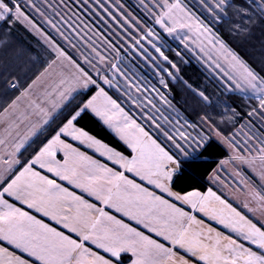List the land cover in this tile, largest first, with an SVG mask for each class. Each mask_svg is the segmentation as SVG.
I'll list each match as a JSON object with an SVG mask.
<instances>
[{"label": "snow or ice", "instance_id": "1", "mask_svg": "<svg viewBox=\"0 0 264 264\" xmlns=\"http://www.w3.org/2000/svg\"><path fill=\"white\" fill-rule=\"evenodd\" d=\"M197 2L210 20L195 15L183 0H138L158 31L133 14L123 0H0V29L27 22L44 37L52 54L44 71L0 110V123L8 136L21 125L27 127L24 136L11 143V151L0 155V264H264V223L242 214L211 190L173 192L184 175L181 162L158 138L164 137L194 167L198 156L184 145L206 147L210 137L197 138L185 129L201 124L211 128L214 122L206 111L196 112L199 123L191 122L187 97L190 94L201 109L224 103L214 102L207 88L194 87L183 77V53L177 49L170 55L172 50H165V34L185 50L190 49L188 41L198 42L201 51L207 48L209 59L213 52L223 55L235 72L224 73L234 85L228 90L250 92L258 103L244 115L253 126V117L264 122V68L257 70L224 38V33L250 36L258 24L264 25V0ZM26 9L35 12L78 58ZM141 66L152 72L160 87L142 79ZM215 66L220 68L219 63ZM173 84L181 85L184 94L176 92ZM10 87L19 85L13 82ZM109 89L134 106L145 123L138 122ZM77 96L86 98L74 103ZM225 107L229 106L225 103ZM229 110L240 116L234 100ZM180 112L185 113L183 118ZM88 115L115 133L130 151H118L78 127ZM249 140L259 145L250 147L249 153L259 155L237 158L264 166V139ZM71 141L86 144L106 161L94 159ZM34 144L29 158L21 161L19 157ZM0 146L9 147L7 138L0 139ZM147 185L190 208L178 207ZM253 199L264 203L259 192L253 193ZM193 212L223 225L255 249Z\"/></svg>", "mask_w": 264, "mask_h": 264}, {"label": "trees", "instance_id": "2", "mask_svg": "<svg viewBox=\"0 0 264 264\" xmlns=\"http://www.w3.org/2000/svg\"><path fill=\"white\" fill-rule=\"evenodd\" d=\"M183 3L197 16H200L201 19L210 20L211 18L208 14H204V11L201 10L198 2L195 0H183ZM223 32V30H221ZM224 38L228 41L231 47L237 51L245 60L249 62L257 70L264 68V25L258 24L252 30L250 36H230L227 33H224ZM168 43V40L166 38ZM7 43L4 46L3 44ZM169 44V43H168ZM13 48V49H12ZM171 49L170 55L174 54L175 50L170 47L165 48L167 51ZM16 52L25 54V56H31V61L29 62L30 68L28 69L25 65V62L21 59L14 57ZM184 56L185 63L181 65L182 75L185 79L189 80L194 87L201 89L207 88L208 93L211 95L214 102L223 101L224 103H219V106L215 109L206 108L201 109V107L196 103L195 99L188 95L190 101V106L187 107V118L191 122L198 123V118L196 112H207L211 117L213 123V128L218 131H221L225 134L227 131L236 127L239 123H242L243 120L247 118L245 113L250 111V109L256 105L254 100L246 99L235 93H227L223 89H220L219 83L211 79L209 75L205 73L194 61H192L187 56ZM36 56L28 48L25 42L22 39L14 34L7 31V29H0V110H2L10 102V100L15 96L13 90L5 87V83L10 81L12 78L20 85V88L24 87L28 82H30L39 71L46 65V63H41V66H35ZM12 60L14 62H12ZM48 61V60H47ZM13 80V81H14ZM173 89L176 92H180L181 95L184 93L181 91V85L173 84ZM109 94L113 98L120 100L122 105L126 110L130 111L131 114L136 115L138 122L145 123L137 115V110L134 108L128 107L121 98L113 92L111 89L108 90ZM94 93L88 92L87 95L90 96ZM232 97V99H229ZM85 96H77L74 103H80L81 100L85 99ZM233 100L235 101L236 111L240 113L239 117L232 115V112L229 110L233 106ZM225 103L229 106L225 107ZM195 110V111H194ZM180 115L185 116L184 112H180ZM218 121L223 122L225 125H218ZM234 122L233 124L227 125V123ZM78 127L83 128L90 135L95 136L97 139H100L102 142L108 144L110 147L115 148L118 151L127 153L125 147H123L101 124L93 118L91 115L85 116L80 120ZM229 128V129H228ZM149 131L153 133L154 136H158V133L155 132L153 128H148ZM162 145L169 150L175 157L180 161V167L184 173L182 179L177 182L172 190L184 194L190 191H206L210 186L207 182L209 174L214 170L217 165V162L222 159L227 158L226 150L213 139L208 141L206 147H200L195 149V155L198 156V159L195 160V166L189 167L190 160L182 158L181 155L172 150L169 143H167L160 136L158 137ZM36 145H32V148L28 149L27 152H24L23 156L19 157L21 161L29 158L33 149Z\"/></svg>", "mask_w": 264, "mask_h": 264}, {"label": "rangeland", "instance_id": "3", "mask_svg": "<svg viewBox=\"0 0 264 264\" xmlns=\"http://www.w3.org/2000/svg\"><path fill=\"white\" fill-rule=\"evenodd\" d=\"M123 2L125 3L126 7L133 12V14H135L138 18L144 21L148 26L160 31L159 26L155 25L153 18L144 10L143 7L139 6L138 0H123ZM195 2H197V0H195ZM200 9L204 11V14H208L203 8ZM26 11L30 13L31 16L38 23L41 24L45 31L51 33V35L56 38L58 42L62 46H64L71 55L78 58V53L72 48H70L63 40H61L56 35V33L49 28L47 24H44L42 19L35 12H33L31 9H26ZM24 26L29 28L33 36H36L38 39H33L34 37L32 38V36L25 32ZM7 31L18 35L22 39V41L25 42L28 48L36 56L35 66L39 67L41 66V63H46L47 65V63L50 61L49 53L51 52L47 47L44 37H41L38 32L34 31L31 26L27 24V22L14 24L10 27V30L7 29ZM189 35L191 36V34ZM165 36L169 43L168 44L166 41L165 48L170 47L173 50L179 49L185 56L190 58L202 70H204L205 73L209 75L211 79L219 83L220 89H223L227 93H235L246 99H251L250 92L242 94L239 91L228 90L234 88V85L230 81H228L227 76H225L224 73L227 72L231 75H235V72L230 67L228 61L224 58L223 55L213 52L211 54L212 58L209 59L208 55H206L208 51L207 48L204 51H201L200 48L197 46L198 42L191 43V41H188L190 43V49L185 50L177 40H174L172 37L167 36L166 34ZM6 44L7 43H4L3 45L7 46ZM16 53L17 54L14 57L17 58V61H19L18 59H21V61L23 60L25 62L24 67L26 66L29 69L31 65V63L29 65V62L31 61V56H25V54L22 55V53L20 52ZM12 62L14 61L12 60ZM217 63L220 64V68H217L215 66ZM134 71H136V69H134ZM141 71L143 73L142 79H146V81L150 85H156L157 87H160L157 82V78L152 74L149 69L141 66ZM139 74H141V72H138V75ZM13 80L14 78H12L10 81H7L5 83V87L9 89V85L13 82H16L15 80ZM19 89L20 85L18 89H14V92H17ZM112 91L115 92L114 90ZM115 93L120 97L117 92ZM121 100L126 103L125 100ZM254 102L256 104L258 103V101L256 100H254ZM126 104L128 105V107L137 110L134 106L130 105L129 103ZM158 106L162 108L164 107L162 102H159ZM179 116L183 118L182 115L179 114ZM252 119L254 121L255 126L250 124L248 118H246L245 120H243L242 123H239L238 125H236V127L227 131L225 134L219 131L220 135H216V131L218 130L213 131V127L210 128L208 125L204 124H201L197 128H186L185 131L197 138L202 135H207L210 137V139H213L215 142L220 144L227 152V158L219 160L214 170L209 174L207 182L209 183L210 187L208 188V190L215 192L222 199H225L227 202L231 203L234 207L241 211L242 214L247 215L254 221L259 220L261 223H264V203L260 202L258 199H253L254 192H259L261 195H264V176L261 175V171L264 170V166H262L259 161H257L256 165L254 166L251 163H247L244 160L237 158L239 156L250 158L251 155H259L255 151L249 153L248 149L250 147H253V145H255L256 147L259 146L258 144H256V141L249 140V137L254 136L257 139H264V135H262V132H264V122L255 117H253ZM233 123L234 122L229 121L227 125ZM218 125L225 124L223 122L219 123L218 121ZM160 137L164 139V137ZM166 142L169 143L168 141ZM181 143L184 142L181 141ZM169 145L173 151L181 155L182 158H185V156L181 152H178L177 149L173 147L171 143H169ZM184 147L187 148L189 153L195 155V152L193 153V148H195V145H192L190 147L188 144H185ZM245 205L247 207H245ZM214 222L217 226H215L217 230L223 233H230V231L228 229H225L223 225L218 224L216 221ZM235 236L239 237L237 234ZM238 240L245 243L246 246H251L253 249H255V245H249V242L243 241L242 237H239Z\"/></svg>", "mask_w": 264, "mask_h": 264}, {"label": "crops", "instance_id": "4", "mask_svg": "<svg viewBox=\"0 0 264 264\" xmlns=\"http://www.w3.org/2000/svg\"><path fill=\"white\" fill-rule=\"evenodd\" d=\"M25 27V32H27L30 36H32V38L33 39H38L36 36H33V34L31 33V31L29 30V28H27L26 26H24ZM41 37H43V36H41ZM47 47H48V45H47ZM50 54V61L48 62V63H50L51 62V59H52V54L51 53H49ZM47 63V64H48ZM47 65H45V67H46ZM44 67V68H45ZM44 68H42L40 71H39V73L40 72H42V71H44ZM38 73V74H39ZM37 74V75H38ZM36 75V76H37ZM35 76V77H36ZM35 77L33 78V79H35ZM32 79V80H33ZM31 80V81H32ZM31 81L30 82H28L24 87H22V88H20L17 92H15L16 94H15V96H14V98L17 96V95H19V93H20V91H23V89L25 88V87H27V85L28 84H30L31 83ZM11 92H14V90L13 91H11ZM94 94V93H93ZM92 94V95H93ZM13 98V99H14ZM12 99V100H13ZM11 102V101H10ZM9 102V103H10ZM93 118H95L94 116H92ZM100 124H101V126H103L123 147H125L126 148V150L129 152L130 151V149H128L127 147H126V145L122 142V141H120L119 140V138L115 135V133H113L110 129H108L105 125H103L102 124V122H100L97 118H95ZM12 131V136H8V134L4 131V125L2 124V123H0V139H5V138H7V140L9 141V147H7V148H4V146H0V155H4V153L5 152H8V151H11V143H15V142H17L22 136H24V134L27 132V127H25V125H21L20 126V128L19 129H14V130H11ZM17 132H19V135H17ZM71 143L73 144V146L74 147H79L80 148V150L81 151H86L89 155H93V158L94 159H99L101 162H105L106 161V157H104V156H101L100 155V153L99 152H95L94 151V149L93 148H88L87 147V145L86 144H84V145H82V144H80L78 141H71ZM104 143V142H103ZM23 151V150H22ZM109 164H111V162H108ZM16 166H14V168H15ZM49 175H51V174H49ZM129 176H131V174H129ZM137 179V182H141L140 180H139V178L137 177L136 178ZM147 187L150 189V190H154L157 194H161V195H163L164 196V198H166V199H169L170 201H173V202H175L176 203V205L178 206V207H183V208H185V210H188L189 208H190V206L189 205H187V204H184L182 201H178V200H175L174 199V197H169L168 195H167V193H161L160 192V190L159 189H155L154 188V186H152V185H147ZM77 192H79V190L77 189L76 190ZM173 191V190H172ZM209 190L207 189L206 191H204V192H200V191H190V192H199V193H201V194H206L207 192H208ZM173 192H175V191H173ZM175 193H177V192H175ZM187 193H189V192H187ZM178 194H180V193H178ZM184 194H186V193H184ZM184 194H180V195H184ZM89 199H92L91 197H88ZM10 199V202H15L16 203V205L18 206V207H22L24 210H27V211H29L30 213H32V214H34V215H36L38 218H42V219H44L45 220V222H48V223H50V224H52L53 226H57L58 228L60 227L59 225H56V223H55V221H50V220H48V218H46V217H42L41 216V214L40 213H37L34 209H27V207H26V205H21L18 201H12V198H9ZM97 206L98 207H104V205H102V204H99L98 202H97ZM106 211H109L110 213H112V214H114V215H116L118 218H120L121 217V214L120 213H118V212H116L114 209H105ZM193 214H195V215H197L198 216V218H202V219H204L205 220V223L206 224H208V225H210V226H212V227H214L215 228V226H216V224H215V222L214 221H212V220H210V219H208L207 217H204L203 216V214H200V213H196V212H193ZM126 221H127V218L125 217L124 218ZM131 223H133L134 224V222H131ZM137 227H141V230H143L142 229V226H137ZM217 227V226H216ZM225 229H227V228H225ZM229 230V229H228ZM230 231V230H229ZM232 233H234V232H231L230 231V233H225L226 235H231V236H233V238H236V239H239V237H237V236H235L236 234H232ZM153 236H154V234H152Z\"/></svg>", "mask_w": 264, "mask_h": 264}, {"label": "built area", "instance_id": "5", "mask_svg": "<svg viewBox=\"0 0 264 264\" xmlns=\"http://www.w3.org/2000/svg\"><path fill=\"white\" fill-rule=\"evenodd\" d=\"M10 85H11V84H10ZM10 85H9V89H10V90H14L13 88L10 87Z\"/></svg>", "mask_w": 264, "mask_h": 264}]
</instances>
